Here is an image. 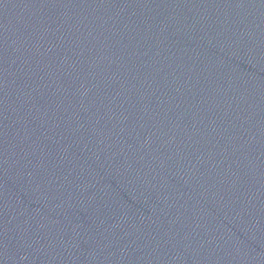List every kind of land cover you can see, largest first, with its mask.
<instances>
[{"label": "water", "instance_id": "water-1", "mask_svg": "<svg viewBox=\"0 0 264 264\" xmlns=\"http://www.w3.org/2000/svg\"><path fill=\"white\" fill-rule=\"evenodd\" d=\"M0 264H264V0H0Z\"/></svg>", "mask_w": 264, "mask_h": 264}]
</instances>
